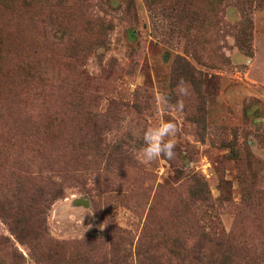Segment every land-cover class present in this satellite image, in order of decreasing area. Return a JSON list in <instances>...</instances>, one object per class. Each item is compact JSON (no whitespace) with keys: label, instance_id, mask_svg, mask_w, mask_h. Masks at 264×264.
Here are the masks:
<instances>
[{"label":"rangeland","instance_id":"374dc122","mask_svg":"<svg viewBox=\"0 0 264 264\" xmlns=\"http://www.w3.org/2000/svg\"><path fill=\"white\" fill-rule=\"evenodd\" d=\"M165 121L174 157L143 161ZM15 123L0 264H264V0H0V133Z\"/></svg>","mask_w":264,"mask_h":264},{"label":"clouds","instance_id":"9594fccd","mask_svg":"<svg viewBox=\"0 0 264 264\" xmlns=\"http://www.w3.org/2000/svg\"><path fill=\"white\" fill-rule=\"evenodd\" d=\"M177 94L180 96L189 95V86L180 81L177 86ZM162 107L167 110L171 105L167 103V98H161ZM182 103L177 104L178 111L183 110ZM177 124L174 121H165L158 126L147 128L143 131V150L142 160L145 162H152L160 157L171 159L175 155L176 142L174 137L177 134Z\"/></svg>","mask_w":264,"mask_h":264},{"label":"trees","instance_id":"16d2710c","mask_svg":"<svg viewBox=\"0 0 264 264\" xmlns=\"http://www.w3.org/2000/svg\"><path fill=\"white\" fill-rule=\"evenodd\" d=\"M102 26V25H101ZM75 49V48H74ZM74 49H71V50H74ZM20 129V126H18V123H15L13 126L11 127H8V128H5V130H3L1 133H0V146H1V149H3L5 146H4V142L6 140V144H9L10 147H13V143H12V140L11 139H16V137H18L20 134H18V130ZM11 137V138H10ZM9 138H10V141H9ZM23 179L20 180L18 182V189L23 191L25 190V192H27L28 190L26 189V186L27 184L31 181V180H28V182H26L24 180V177H22ZM37 188L36 190H34V193L30 194L29 195V203L32 207H36L37 209H39V214H43L45 212V209L47 207V200H45V191H44V186H41L40 184L37 185ZM59 190V189H58ZM58 190H53L52 194H51V197L53 199H55L56 197H58ZM28 193H30L28 191ZM6 199H4L3 201H0V212H4L5 211V206H4V203H5ZM5 204H10V202H7ZM5 221H7L8 223V226H9V229H10V232L12 234L15 235V237L18 239V240H21L20 238H22V234L24 232V226L25 224L28 222L26 219H12L10 217H4ZM7 219V220H6ZM41 223L39 225V228L41 231H44L45 232V222H43V217L41 218Z\"/></svg>","mask_w":264,"mask_h":264}]
</instances>
